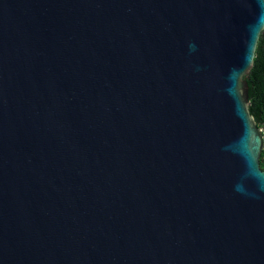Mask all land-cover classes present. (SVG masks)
<instances>
[{"label": "water", "instance_id": "95a60500", "mask_svg": "<svg viewBox=\"0 0 264 264\" xmlns=\"http://www.w3.org/2000/svg\"><path fill=\"white\" fill-rule=\"evenodd\" d=\"M263 32L264 0H0V264H264Z\"/></svg>", "mask_w": 264, "mask_h": 264}, {"label": "trees", "instance_id": "16d2710c", "mask_svg": "<svg viewBox=\"0 0 264 264\" xmlns=\"http://www.w3.org/2000/svg\"><path fill=\"white\" fill-rule=\"evenodd\" d=\"M245 78L249 83L251 114L264 132V32L258 42L254 66ZM260 165L264 169V150Z\"/></svg>", "mask_w": 264, "mask_h": 264}, {"label": "clouds", "instance_id": "9594fccd", "mask_svg": "<svg viewBox=\"0 0 264 264\" xmlns=\"http://www.w3.org/2000/svg\"><path fill=\"white\" fill-rule=\"evenodd\" d=\"M190 47L194 49L195 46L194 45H190Z\"/></svg>", "mask_w": 264, "mask_h": 264}]
</instances>
